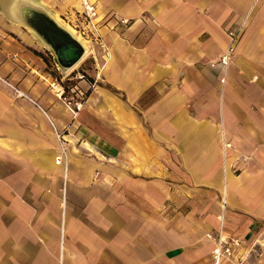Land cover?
Segmentation results:
<instances>
[{"label":"crops","instance_id":"1","mask_svg":"<svg viewBox=\"0 0 264 264\" xmlns=\"http://www.w3.org/2000/svg\"><path fill=\"white\" fill-rule=\"evenodd\" d=\"M95 1L131 23L102 27L108 85L77 110L0 0V74L26 94L0 79V264H213L221 229L264 264V0Z\"/></svg>","mask_w":264,"mask_h":264},{"label":"rangeland","instance_id":"2","mask_svg":"<svg viewBox=\"0 0 264 264\" xmlns=\"http://www.w3.org/2000/svg\"><path fill=\"white\" fill-rule=\"evenodd\" d=\"M64 1V8L72 10V13H66L63 8L61 19L59 21L68 27H72L76 30L75 36L80 35V40L85 46V55L83 58L72 68L61 67V72H55L53 70L52 63L49 67L52 69L51 72L54 75H58L59 80L65 85V94L67 98H71L73 101L79 100L83 101L84 97L87 95L88 91L93 88L99 82L106 84L102 78V68L104 63L111 58V45L106 41L105 35L102 32V27L109 25L110 30L108 32L116 30L117 26L127 25L131 23L130 18H122L115 12L109 11H99L100 21H99V32L100 34H94L92 30L84 27V18L80 14L81 4L79 0H62ZM100 8V7H99ZM125 20V21H124ZM114 22L112 25L111 22ZM68 24V25H67ZM58 70V69H57ZM79 74H83L80 76ZM92 78V80H90ZM72 96V97H71Z\"/></svg>","mask_w":264,"mask_h":264},{"label":"built area","instance_id":"3","mask_svg":"<svg viewBox=\"0 0 264 264\" xmlns=\"http://www.w3.org/2000/svg\"><path fill=\"white\" fill-rule=\"evenodd\" d=\"M81 4L80 14L84 18V27L92 30L94 34L99 35V21L100 14L97 3L95 0H79ZM125 21V20H124ZM244 22L228 29V43L224 52L220 57L213 61L212 64L220 66L221 68V80L226 81L229 66L231 64L232 57L234 55L236 45L243 32ZM83 76V74H79ZM0 79L9 83L16 90L18 95H26L18 86L8 81L0 74ZM65 94V89H64ZM66 95V94H65ZM67 97V96H66ZM69 100L71 98H68ZM72 100V99H71ZM74 105L78 110L82 106V101H74ZM53 123V122H52ZM53 127L58 140L61 145V153L57 156V162L63 161L68 150V139L66 138L65 130H59L53 123ZM226 205V200H223V208ZM208 236L214 241V247L212 249L213 264H242L243 259L246 257L243 249V239L239 236H234L224 233L221 229L217 233H208Z\"/></svg>","mask_w":264,"mask_h":264},{"label":"water","instance_id":"4","mask_svg":"<svg viewBox=\"0 0 264 264\" xmlns=\"http://www.w3.org/2000/svg\"><path fill=\"white\" fill-rule=\"evenodd\" d=\"M9 10L17 21L30 27L53 50L61 67L71 68L85 55L83 42L43 6L31 0H17L16 6Z\"/></svg>","mask_w":264,"mask_h":264},{"label":"bare ground","instance_id":"5","mask_svg":"<svg viewBox=\"0 0 264 264\" xmlns=\"http://www.w3.org/2000/svg\"><path fill=\"white\" fill-rule=\"evenodd\" d=\"M16 2H17V0H5V3L7 4L8 8H10V9H11V7H13V6H16ZM56 18H57V19H61V18L58 16V14L56 15ZM67 25H68V24H67ZM68 28H69V30H71V32H73V33L75 34L76 30H75L74 28H72V27H68ZM76 37H77L78 39L81 38L80 35H76ZM74 66H76V64H75ZM74 66H73V67H74ZM71 68H72V67H71Z\"/></svg>","mask_w":264,"mask_h":264},{"label":"trees","instance_id":"6","mask_svg":"<svg viewBox=\"0 0 264 264\" xmlns=\"http://www.w3.org/2000/svg\"><path fill=\"white\" fill-rule=\"evenodd\" d=\"M90 80H92V78H90ZM64 85V84H63ZM65 86V85H64Z\"/></svg>","mask_w":264,"mask_h":264}]
</instances>
